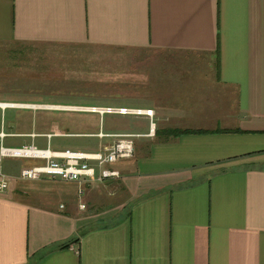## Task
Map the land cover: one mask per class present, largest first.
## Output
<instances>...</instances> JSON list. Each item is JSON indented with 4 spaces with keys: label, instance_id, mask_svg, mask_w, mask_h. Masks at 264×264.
<instances>
[{
    "label": "crops",
    "instance_id": "obj_1",
    "mask_svg": "<svg viewBox=\"0 0 264 264\" xmlns=\"http://www.w3.org/2000/svg\"><path fill=\"white\" fill-rule=\"evenodd\" d=\"M0 42L215 56L223 90L141 107L151 137L143 116L11 115L6 147L96 152L139 137L131 159L108 166L120 178L103 183L117 191L107 211L92 208L99 183L19 182L39 162L1 159L0 264H264V0H0Z\"/></svg>",
    "mask_w": 264,
    "mask_h": 264
},
{
    "label": "rangeland",
    "instance_id": "obj_2",
    "mask_svg": "<svg viewBox=\"0 0 264 264\" xmlns=\"http://www.w3.org/2000/svg\"><path fill=\"white\" fill-rule=\"evenodd\" d=\"M215 63V56L213 59L205 54L0 42V104L19 107L0 108V129L4 128L0 133L7 132L10 116L17 113H71L83 122L92 115L89 109L93 108H164L173 105L174 100L199 104L206 95L215 100V95L223 91L216 84ZM223 98L226 99L225 95ZM24 106L77 107L88 109L89 113ZM137 137L133 139L134 152ZM10 140L24 144L22 138ZM85 140L88 139L74 138L72 146L83 148ZM59 142L62 141L54 139L52 143ZM87 151L93 152H83ZM57 184L64 192H74L70 185ZM96 189L100 190L99 199L92 208L107 211L105 200H114L117 191L109 183L98 184ZM75 204L78 205L76 200Z\"/></svg>",
    "mask_w": 264,
    "mask_h": 264
},
{
    "label": "built area",
    "instance_id": "obj_3",
    "mask_svg": "<svg viewBox=\"0 0 264 264\" xmlns=\"http://www.w3.org/2000/svg\"><path fill=\"white\" fill-rule=\"evenodd\" d=\"M89 110L99 114L147 117L149 118L148 136L151 137L155 133L152 110L126 107L93 108ZM5 137L4 133H0V160L12 159L39 162V164L22 168L17 180L25 182L49 180L65 184H75L80 188L83 184L95 182L103 184L104 182L119 179V173L109 169L108 166L117 161L128 160L133 157V139L137 135H116L114 136L116 139L111 145L101 147L96 152L52 151L49 147L42 150L34 145L6 147L3 144ZM99 137L103 138L105 135L99 134ZM8 189L9 179L0 172V196L7 194ZM79 209L84 210L85 206L80 204Z\"/></svg>",
    "mask_w": 264,
    "mask_h": 264
},
{
    "label": "bare ground",
    "instance_id": "obj_4",
    "mask_svg": "<svg viewBox=\"0 0 264 264\" xmlns=\"http://www.w3.org/2000/svg\"><path fill=\"white\" fill-rule=\"evenodd\" d=\"M24 107H26V108L28 107L29 109H35L36 108L35 106H24ZM50 107L53 110L68 109L67 107H55V106H50ZM0 108L1 109H6V108H19V107L18 106H14V105L0 104ZM74 109H77V108H74ZM49 110H50V108H49Z\"/></svg>",
    "mask_w": 264,
    "mask_h": 264
},
{
    "label": "trees",
    "instance_id": "obj_5",
    "mask_svg": "<svg viewBox=\"0 0 264 264\" xmlns=\"http://www.w3.org/2000/svg\"><path fill=\"white\" fill-rule=\"evenodd\" d=\"M192 132H195V131H185V132H178V133H192ZM79 242V240L78 239H76V240H74V243H78ZM69 246V244H66V245H62L61 246V248H67Z\"/></svg>",
    "mask_w": 264,
    "mask_h": 264
},
{
    "label": "water",
    "instance_id": "obj_6",
    "mask_svg": "<svg viewBox=\"0 0 264 264\" xmlns=\"http://www.w3.org/2000/svg\"><path fill=\"white\" fill-rule=\"evenodd\" d=\"M68 109H74V108H68ZM82 108H78L77 110H81Z\"/></svg>",
    "mask_w": 264,
    "mask_h": 264
}]
</instances>
